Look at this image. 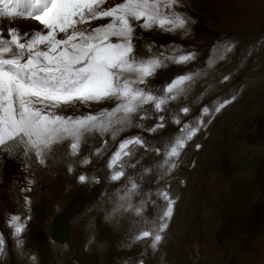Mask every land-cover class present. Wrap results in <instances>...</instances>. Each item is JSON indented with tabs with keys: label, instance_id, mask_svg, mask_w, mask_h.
<instances>
[{
	"label": "rangeland",
	"instance_id": "obj_1",
	"mask_svg": "<svg viewBox=\"0 0 264 264\" xmlns=\"http://www.w3.org/2000/svg\"><path fill=\"white\" fill-rule=\"evenodd\" d=\"M176 10L188 18L186 30L138 29L141 39L136 43L142 53L151 44L153 52L165 56L196 55L187 64L167 61L149 78L151 87L159 89L188 73L194 79L163 113H150L144 129L120 133L116 141L110 134L89 139L73 161V172L67 171L69 159L62 153L50 158L47 167L30 164L23 156L0 155V234L6 240L0 264H264V0H179ZM225 100L231 103L216 112ZM115 103L63 106L58 112L95 113ZM184 107L190 109L187 115ZM204 107L209 114L203 113ZM160 114L165 116L164 128L146 131ZM176 117L181 124L174 122ZM201 118L199 131L174 159L176 168L168 171L164 153L184 124L196 127ZM128 136L143 137L147 150L130 146L131 157L122 156L114 168L120 170L123 164L126 176L140 185L132 201L136 206L145 201L140 217L118 209L127 181H112L113 169L107 167ZM97 147L102 148L100 156L95 155ZM85 156L91 159L88 165L80 163ZM80 174L88 182H79ZM29 180L34 181L32 190L24 193ZM163 191L176 203L164 238L153 249L151 238L135 237L161 222L166 202L157 193ZM24 195L32 201L31 220L18 248L6 219L13 214L23 218ZM77 197L83 205L70 220L69 239L59 242L52 236L53 219Z\"/></svg>",
	"mask_w": 264,
	"mask_h": 264
},
{
	"label": "snow or ice",
	"instance_id": "obj_2",
	"mask_svg": "<svg viewBox=\"0 0 264 264\" xmlns=\"http://www.w3.org/2000/svg\"><path fill=\"white\" fill-rule=\"evenodd\" d=\"M178 5L179 0H0V155L23 156L30 164L47 167L50 158L62 153L69 159L67 171L73 172V161L81 157L89 139L99 140L110 134L116 141L120 133L144 129L143 121L150 118V113H163L168 104L183 94L194 74L178 75L159 89L149 85V78L166 67L167 61L187 64L196 55L174 52L165 56L163 52H153L151 44H146V52L142 53L136 43L141 39L137 30L159 29L169 33L186 30L189 20L176 10ZM105 18L107 23L102 22ZM17 19L29 22L31 27H20L15 23ZM106 100H114L115 106L79 115L58 112L63 106L99 104ZM228 103L231 100L220 103L215 111ZM181 111L187 115L190 109L184 107ZM202 111L210 113L208 107ZM138 120L141 123H136ZM164 121L165 116L158 115L157 122L146 131L155 133L164 128ZM174 122L181 124L179 117ZM203 123L201 118L196 127L184 124L179 130L180 134L164 153L168 171L176 168L174 159ZM102 143L106 146L107 139ZM132 145L147 150L143 137L128 136L119 142L107 167L113 169L112 181H127L118 209L134 211L140 217L145 201L141 200L139 206L132 202L140 185L135 178L126 176L123 164L120 170L114 168L122 156L131 157ZM152 150L160 152L159 148ZM101 154L102 148L97 147L95 155ZM80 163L88 165L91 159L85 156ZM92 179L99 183L95 177ZM78 180L86 183L89 177L80 174ZM33 183L29 180L22 191L30 192ZM157 195L166 202L161 222L155 230L146 228L135 237L151 238L153 249L163 240L176 203L167 191ZM23 201V218L13 214L6 219V227L13 230L18 248L24 245L20 237L31 220V198L24 195ZM5 243L4 235L0 234V255L5 254ZM35 259L33 256L32 260Z\"/></svg>",
	"mask_w": 264,
	"mask_h": 264
},
{
	"label": "water",
	"instance_id": "obj_3",
	"mask_svg": "<svg viewBox=\"0 0 264 264\" xmlns=\"http://www.w3.org/2000/svg\"><path fill=\"white\" fill-rule=\"evenodd\" d=\"M83 205L81 197H77L67 209L58 213L52 222V236L59 242H65L70 236V220Z\"/></svg>",
	"mask_w": 264,
	"mask_h": 264
},
{
	"label": "bare ground",
	"instance_id": "obj_4",
	"mask_svg": "<svg viewBox=\"0 0 264 264\" xmlns=\"http://www.w3.org/2000/svg\"><path fill=\"white\" fill-rule=\"evenodd\" d=\"M5 22H7V21H5ZM16 24H18L20 27H22V28H24V29H28V28H30L31 27V24L29 23V22H26V21H24L23 19H17L16 20V22H15ZM79 212V211H78ZM77 212V213H78ZM76 214V213H75ZM74 214V215H75ZM51 232H52V228H51ZM43 237H41V239H42Z\"/></svg>",
	"mask_w": 264,
	"mask_h": 264
},
{
	"label": "crops",
	"instance_id": "obj_5",
	"mask_svg": "<svg viewBox=\"0 0 264 264\" xmlns=\"http://www.w3.org/2000/svg\"><path fill=\"white\" fill-rule=\"evenodd\" d=\"M176 49H177V48H176ZM176 49H174V50H176ZM166 51H168V50H165V52H166ZM169 51H172V50H169ZM169 51H168V52H169Z\"/></svg>",
	"mask_w": 264,
	"mask_h": 264
}]
</instances>
